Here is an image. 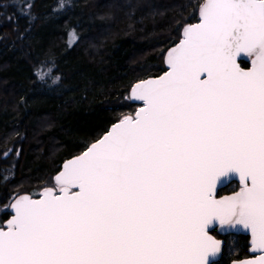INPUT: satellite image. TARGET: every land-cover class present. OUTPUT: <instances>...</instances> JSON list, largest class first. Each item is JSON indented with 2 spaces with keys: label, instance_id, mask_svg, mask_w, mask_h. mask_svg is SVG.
<instances>
[{
  "label": "snow or ice",
  "instance_id": "obj_1",
  "mask_svg": "<svg viewBox=\"0 0 264 264\" xmlns=\"http://www.w3.org/2000/svg\"><path fill=\"white\" fill-rule=\"evenodd\" d=\"M200 16L169 70L134 86L143 107L64 165L59 195L15 200L0 264H207L213 218L264 249V0H207ZM230 170L242 187L217 199Z\"/></svg>",
  "mask_w": 264,
  "mask_h": 264
},
{
  "label": "trees",
  "instance_id": "obj_2",
  "mask_svg": "<svg viewBox=\"0 0 264 264\" xmlns=\"http://www.w3.org/2000/svg\"><path fill=\"white\" fill-rule=\"evenodd\" d=\"M203 1L0 0V227L14 198L54 186L66 159L140 106L131 87L165 71L166 50ZM50 58L62 75L55 87L33 74ZM224 239L215 264L248 255L249 236Z\"/></svg>",
  "mask_w": 264,
  "mask_h": 264
},
{
  "label": "water",
  "instance_id": "obj_3",
  "mask_svg": "<svg viewBox=\"0 0 264 264\" xmlns=\"http://www.w3.org/2000/svg\"><path fill=\"white\" fill-rule=\"evenodd\" d=\"M207 3V0H204L203 3L201 4V6L199 7V12H198V20L193 22V23H188L186 25H184V27L182 28V31H181V38L180 40L183 38L182 37V34H183V31L185 29L186 26L188 25H194V24H197L200 22V19H201V16H200V11H201V7L202 5L206 4ZM180 40L178 42H176L175 44H173L165 53V57H164V64H165V71L162 72L160 75H157V76H149L145 79H142L140 81H146L150 78H157V77H160L162 75H164L168 70H169V66L167 64V59H168V53L169 51L174 48L175 46H177L180 42ZM254 57H251L249 59H247L246 61L249 62V66L248 67H244L241 63V61L243 60H239L238 59V63L241 64V66L243 68H245V70H247L248 68L251 67V63H250V60L253 59ZM138 81V82H140ZM134 83V85L131 87L130 89V99L133 103H139L141 104L140 107L137 108V110L134 112V114H130V115H127V116H134L135 113L141 108L143 107V102L142 101H136L133 97H132V91L134 89V86L138 83ZM125 117V116H124ZM123 117V118H124ZM122 118V119H123ZM121 119V120H122ZM121 120H118L116 121L115 123H113L109 129L99 138L97 139L95 142H93L92 144H90L84 151H82L80 154H77V155H74L72 156L71 158H68L66 159L63 163H62V167L61 169L56 173V175L54 176V178L57 176V174H59L63 168H64V165L71 161L72 159L76 158V157H79L80 155H82L84 152H86L93 144H95L96 142H98L99 140H101L106 134H108L111 129H112V126L117 124L119 121ZM232 182H238L240 184V186L242 187V184L240 183V180H239V174L235 171V170H230L226 175L224 176H221L218 178V181H217V185H216V190L214 192V195H215V198L217 199H222V198H226V197H230L232 196L233 194H235L236 192H238L239 190L235 191V192H232V193H229V194H224V195H221V196H218V192L220 189L228 186L230 183ZM54 183L55 185L58 186V184L56 183L55 179H54ZM48 188H51L54 190L55 194L59 195L60 193L57 192L56 188L53 187V186H48V187H45L44 189L41 190L40 192V196L38 197H32L31 194L29 193H23V194H20L18 195L10 204V212H11V215L10 217L4 222L3 226L0 227V229H3V230H7V227H8V224L7 222L14 216L15 214V211L13 208H11V205L15 202L16 199L20 198V197H23V196H28L30 197L31 199H40L42 198L43 196V193L45 191V189H48ZM74 191H78V188L77 189H73ZM218 230V232L221 234V235H229V234H236V235H246V236H249L250 237V249H249V254L251 256L249 257H246V258H242V259H236V260H232L230 262V264H249L250 261L252 260H256V259H259L261 257H264V249H261L257 246L256 244V239L252 236V233H251V229H247V228H244L243 225H240V224H237L235 226H230V225H224V226H221L219 221L216 219V218H213V221L211 224L207 225L206 226V231L213 237V239H215L216 241L219 242L220 244V251L215 254V255H212L210 254L209 257H208V260H207V264H213L215 262H218L221 257H222V254H223V248H224V240L222 238H217L214 234H213V231L214 230Z\"/></svg>",
  "mask_w": 264,
  "mask_h": 264
},
{
  "label": "clouds",
  "instance_id": "obj_4",
  "mask_svg": "<svg viewBox=\"0 0 264 264\" xmlns=\"http://www.w3.org/2000/svg\"><path fill=\"white\" fill-rule=\"evenodd\" d=\"M70 2V0H68ZM66 0H58V7L63 8ZM55 62L54 58H50L49 61H42L40 64L34 66L33 74L37 81L41 83H46L48 87H55L59 84L62 75L55 72Z\"/></svg>",
  "mask_w": 264,
  "mask_h": 264
},
{
  "label": "flooded vegetation",
  "instance_id": "obj_5",
  "mask_svg": "<svg viewBox=\"0 0 264 264\" xmlns=\"http://www.w3.org/2000/svg\"><path fill=\"white\" fill-rule=\"evenodd\" d=\"M232 184L234 185V188H233V190H232ZM226 187H228V189H226L224 192H222V193H220V190H222V189H220L219 190V192H218V196H221V195H224V194H229V193H232V192H235V191H237V190H239L240 188H241V186H240V184L238 183V182H232V183H230L228 186H226ZM225 188V187H224ZM223 188V189H224ZM218 238H224V235H223V237H219L218 236ZM249 243H250V239H249ZM249 249H250V246H249ZM249 256H251L250 254H249V251H248V255L247 256H245V257H243V258H246V257H249Z\"/></svg>",
  "mask_w": 264,
  "mask_h": 264
},
{
  "label": "rangeland",
  "instance_id": "obj_6",
  "mask_svg": "<svg viewBox=\"0 0 264 264\" xmlns=\"http://www.w3.org/2000/svg\"><path fill=\"white\" fill-rule=\"evenodd\" d=\"M56 190H57V192L59 191V188L58 187H56Z\"/></svg>",
  "mask_w": 264,
  "mask_h": 264
},
{
  "label": "bare ground",
  "instance_id": "obj_7",
  "mask_svg": "<svg viewBox=\"0 0 264 264\" xmlns=\"http://www.w3.org/2000/svg\"><path fill=\"white\" fill-rule=\"evenodd\" d=\"M184 27V26H183ZM179 41V40H178ZM170 48V47H169ZM167 51V50H166ZM166 53V52H165Z\"/></svg>",
  "mask_w": 264,
  "mask_h": 264
}]
</instances>
